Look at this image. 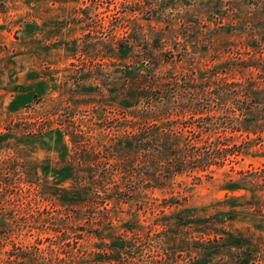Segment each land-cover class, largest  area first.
Returning a JSON list of instances; mask_svg holds the SVG:
<instances>
[{
    "label": "rangeland",
    "instance_id": "rangeland-1",
    "mask_svg": "<svg viewBox=\"0 0 264 264\" xmlns=\"http://www.w3.org/2000/svg\"><path fill=\"white\" fill-rule=\"evenodd\" d=\"M0 264H264V0H0Z\"/></svg>",
    "mask_w": 264,
    "mask_h": 264
}]
</instances>
